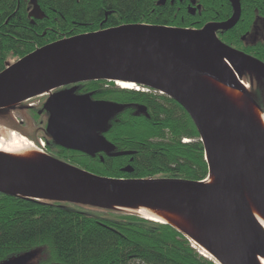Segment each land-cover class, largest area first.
<instances>
[{"label":"water","instance_id":"water-1","mask_svg":"<svg viewBox=\"0 0 264 264\" xmlns=\"http://www.w3.org/2000/svg\"><path fill=\"white\" fill-rule=\"evenodd\" d=\"M229 1L233 15L223 23L199 30L132 24L81 34L36 49L0 72L3 115L38 95L92 81L130 84L169 98L187 113L197 131L208 166L206 180L114 179L48 154L49 162L43 167L0 155V194L111 209L142 219L134 208L180 212L196 224L205 256L216 264H258L257 255L264 254V229L254 219L244 186L264 215V133L202 82L208 78L236 88L254 104L239 72L264 79L262 63L231 49L216 36L233 28L239 19L238 2ZM30 4L29 17L41 19L36 0ZM69 93L50 98L46 135L66 150L90 156L110 153L112 145L98 131L118 111L117 106ZM131 172L129 166L123 169V173ZM212 178L215 183L209 184ZM24 262L19 257L3 264Z\"/></svg>","mask_w":264,"mask_h":264},{"label":"trees","instance_id":"trees-1","mask_svg":"<svg viewBox=\"0 0 264 264\" xmlns=\"http://www.w3.org/2000/svg\"><path fill=\"white\" fill-rule=\"evenodd\" d=\"M16 1L8 6L0 0V72L9 61L81 34L132 24L193 29L187 13L159 7L157 0H38L47 19L35 25L27 18L28 0ZM76 86L81 93L117 106L98 131L113 149L100 157L55 145L50 156L100 177L207 179L199 136L177 103L153 91L113 88L112 82ZM127 152L128 156H115ZM127 166L131 173H123ZM38 249L44 255L36 264H216L168 225L111 209L0 194V264Z\"/></svg>","mask_w":264,"mask_h":264},{"label":"flooded vegetation","instance_id":"flooded-vegetation-1","mask_svg":"<svg viewBox=\"0 0 264 264\" xmlns=\"http://www.w3.org/2000/svg\"><path fill=\"white\" fill-rule=\"evenodd\" d=\"M28 0L27 18L31 25L47 19L45 13L38 4L39 10L42 12L41 19L29 17L33 6ZM239 4L240 14L237 23L228 31H219L216 33L217 38L221 43L231 49L240 52L264 65V0H236ZM157 6H170L182 13L188 14V19L192 20L190 25H193L191 30H199L208 24L223 23L229 20L233 15L232 4L229 0H157ZM229 12V13H228ZM226 16V17H225ZM189 29V28H187ZM242 78L247 82V91L250 98L254 101L261 110L264 111V79L251 72H239ZM73 89V90H72ZM75 89V90H74ZM64 92H70L71 97L88 96L87 93L79 92L77 86L57 89L49 92V94L38 95L27 100L22 104L11 108L6 113L16 112L21 116L20 120H12L2 124H9L22 136L31 140L32 143H37L39 140L44 141L45 150H55V145L51 138L46 135V128L50 115L47 111V105L50 98ZM92 101H100L88 96ZM11 117V115H9ZM23 116V117H22ZM28 116V121L25 117ZM28 129H31L29 131ZM94 136L88 135V137ZM101 154H97L100 156ZM101 157V156H100ZM32 258V257H31ZM30 258V260H31ZM26 263V262H25ZM29 263V262H27Z\"/></svg>","mask_w":264,"mask_h":264},{"label":"bare ground","instance_id":"bare-ground-1","mask_svg":"<svg viewBox=\"0 0 264 264\" xmlns=\"http://www.w3.org/2000/svg\"><path fill=\"white\" fill-rule=\"evenodd\" d=\"M8 6L17 5L16 0H6ZM57 42V41H56ZM54 43V42H52ZM49 43L47 45H50ZM45 45V46H47ZM44 47V46H43ZM203 83H205L212 91H214L218 96H220L223 101H225L230 107L239 113L241 116L246 118L252 123L256 128L264 133V113L259 110L250 100H248L239 90L232 87H227L211 79L204 78ZM118 87L123 89H134L133 85L117 83ZM247 89V86L244 85ZM0 155L14 160L20 164L28 166H39L43 167L48 164V156L43 153L37 146H34L30 140L21 136V134L6 129L0 128ZM209 184H214L215 179L208 180ZM244 192L251 207L254 215V219L263 227L264 229V215L257 208L256 203L247 188L244 186ZM139 216L151 220L152 222L168 225L175 228L180 233H184L190 240L191 243H195L197 247L205 254L207 250L204 247L201 233L198 227L192 220L180 212H174L171 210L160 209V208H148V207H138L134 208ZM15 258L13 260H17ZM258 264H264V254L257 255ZM35 262L34 264H36Z\"/></svg>","mask_w":264,"mask_h":264},{"label":"rangeland","instance_id":"rangeland-1","mask_svg":"<svg viewBox=\"0 0 264 264\" xmlns=\"http://www.w3.org/2000/svg\"><path fill=\"white\" fill-rule=\"evenodd\" d=\"M8 65H10L11 63H10V61L7 63ZM240 81L241 82H243L244 83V85L245 86H247L248 87V84H247V82L242 78V79H240ZM113 88H117V89H120L121 90V88L120 87H118L115 83H113ZM122 90H124V89H122ZM111 103V102H110ZM140 108H142V107H140V106H137V109L138 110H140ZM139 112V111H138ZM9 115H11V117L9 116ZM23 117V116H22ZM20 118H21V116H19L16 112H14V113H11V114H9V113H6L5 112V115H3V114H1L0 113V128H6V129H9V130H12V131H15L14 129H12V128H7L6 126H3V124H2V120L4 121V122H11L12 120H20ZM25 120H27L28 121V116L27 117H25ZM108 122V121H107ZM2 124V125H1ZM29 131H31V129H28ZM31 141V140H30ZM56 154V153H55ZM191 245H193L192 243H191ZM194 246V248H195V245H193ZM198 248V247H197ZM198 250L200 251V253H202V251L198 248ZM203 254V253H202ZM206 254V253H205ZM42 255H44V254H42V250H40V249H38V250H35V251H33L32 253H25V254H23V256H22V258L23 259H25V262L23 263V264H34L35 262H38V259H40L41 257H42ZM207 256V255H206ZM32 257V258H31ZM30 258H31V260H30ZM10 261H13V259H11V260H8L7 262L8 263H10ZM15 261V260H14ZM27 262H29V263H27Z\"/></svg>","mask_w":264,"mask_h":264},{"label":"built area","instance_id":"built-area-1","mask_svg":"<svg viewBox=\"0 0 264 264\" xmlns=\"http://www.w3.org/2000/svg\"><path fill=\"white\" fill-rule=\"evenodd\" d=\"M141 91L143 92V91H147V90L141 89ZM41 146H43V144H42V143H41Z\"/></svg>","mask_w":264,"mask_h":264}]
</instances>
